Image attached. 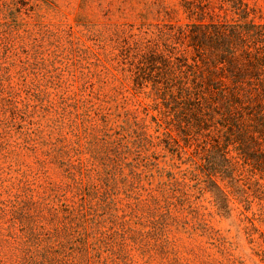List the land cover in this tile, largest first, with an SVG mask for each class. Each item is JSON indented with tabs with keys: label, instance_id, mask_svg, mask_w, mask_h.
<instances>
[{
	"label": "rangeland",
	"instance_id": "374dc122",
	"mask_svg": "<svg viewBox=\"0 0 264 264\" xmlns=\"http://www.w3.org/2000/svg\"><path fill=\"white\" fill-rule=\"evenodd\" d=\"M192 20L179 0H0V264H264V170L218 126L167 125L130 75Z\"/></svg>",
	"mask_w": 264,
	"mask_h": 264
},
{
	"label": "trees",
	"instance_id": "16d2710c",
	"mask_svg": "<svg viewBox=\"0 0 264 264\" xmlns=\"http://www.w3.org/2000/svg\"><path fill=\"white\" fill-rule=\"evenodd\" d=\"M179 4L194 20L164 25L142 51L134 52L129 70L134 85L151 82L166 107L167 125L182 131L218 126L251 172L264 170V22L250 17L255 7L249 0ZM215 7L237 17L214 20ZM210 191L218 210L229 214L227 194L215 180Z\"/></svg>",
	"mask_w": 264,
	"mask_h": 264
}]
</instances>
